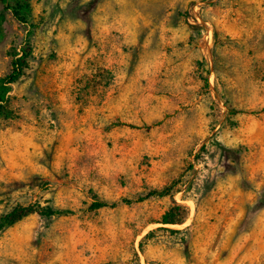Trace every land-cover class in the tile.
I'll list each match as a JSON object with an SVG mask.
<instances>
[{"label":"rangeland","instance_id":"obj_1","mask_svg":"<svg viewBox=\"0 0 264 264\" xmlns=\"http://www.w3.org/2000/svg\"><path fill=\"white\" fill-rule=\"evenodd\" d=\"M28 1L0 2V264H264V0Z\"/></svg>","mask_w":264,"mask_h":264},{"label":"trees","instance_id":"obj_2","mask_svg":"<svg viewBox=\"0 0 264 264\" xmlns=\"http://www.w3.org/2000/svg\"><path fill=\"white\" fill-rule=\"evenodd\" d=\"M4 1L5 0H0V2H2V3ZM9 1H12V0H9ZM13 1L16 3V7H18V8L11 7L10 9H12L15 12V15L19 21L25 22L26 18L23 17L21 14H23L24 12H27V14L29 13V11H30L29 1L28 0H13ZM10 6H11V4H10ZM27 65H28V63H27V60L25 59V57L17 58L14 61L13 70H12L11 74L8 76V79H7L8 83L14 84V83L18 82L19 79L24 75L25 70L27 69ZM223 151L226 152L225 149H223ZM166 196H172L171 191L169 189H165L162 191H151L145 198H141L140 200L144 201L145 199L151 198V197L162 198V197H166ZM125 202L131 203L132 201L126 200ZM93 206L96 209H103V208L111 207V205H109L108 203L103 202V201L94 203ZM34 212H36V210H34V209L19 208L3 219V225L2 226H4V227L13 226L16 223L22 221L24 218H27L28 216H30ZM185 212L186 211H185L184 207H182L181 205H178L176 202H174L171 210L164 216L161 223L164 225H181L184 223V220H185L184 219ZM154 233H155V231H151L145 237V239H148L149 237L153 236Z\"/></svg>","mask_w":264,"mask_h":264}]
</instances>
